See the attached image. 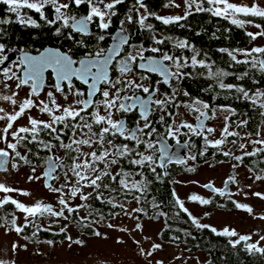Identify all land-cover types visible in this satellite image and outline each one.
Wrapping results in <instances>:
<instances>
[{
    "label": "snow or ice",
    "instance_id": "snow-or-ice-1",
    "mask_svg": "<svg viewBox=\"0 0 264 264\" xmlns=\"http://www.w3.org/2000/svg\"><path fill=\"white\" fill-rule=\"evenodd\" d=\"M124 2L125 0H0V3L8 7L10 13L15 14L18 23L30 27L40 26L36 20L21 14V9H30L38 13L45 24L54 27L57 36L62 35L64 30H69L67 33L68 39H74L73 33H78L81 36L92 35L90 25L95 23L100 30V34L96 36L98 44L105 40L103 33L110 28L112 17L117 15L115 11L117 5ZM204 3L205 0H184L185 13L183 16L161 17L148 12L143 0H135L132 7L129 8L130 14L126 16V19L120 21L119 34L113 37L115 41L113 46L107 49L97 47L95 51H86L83 57L78 60L74 59L73 55L70 54L71 50L66 52L58 48H45L43 51H38L37 55H31L25 49H19L21 55L17 60L12 62L11 66L0 69V75L3 76V80H0V101L8 102L13 106L11 111L0 107V121L6 122L3 128H0V143L5 145V147L0 148V171H8L9 158L12 161L19 160L31 163L27 155H23L17 150L19 145L27 148L29 144H38L42 146L43 150L48 152H52L55 148L63 149L65 151V158L63 159H67L71 163L65 165L62 158L57 157L56 159L61 161V163L55 164L52 162V156H49L46 160L48 168L43 173L45 187L59 194V210L43 201H37L34 205L26 206L7 195L0 199V209L11 203L16 209L25 213L26 223L24 227H27L29 223H34V220L28 219L29 217L35 219L47 215L67 220L71 215L78 214L81 209H84L87 211V215L79 217L76 222L78 225L87 226L85 222H91V217L98 213V210L93 209L92 204L89 203L90 200L109 204L112 208L119 207L123 209L124 205L117 202L116 195L106 196L105 192L110 194L123 193L127 196L135 191L143 195L151 183L145 175V169L159 179L157 168L165 169L166 175L167 164L173 162L185 163L184 158L179 157L175 151L170 150L171 146L166 140L167 138H172L177 145H180L179 137L188 133L201 136L206 146L216 148L223 156L232 157L238 162H242L247 156H256L264 153V134H262L260 128H257L255 133L248 132L244 136H241L238 131L230 130L229 121L231 115L236 114L234 108L227 105L212 107L200 99H193L190 103L178 102L175 89H173L171 95L164 93L162 96H158V87L143 83L149 77L127 78L133 72V68L136 67L147 72L158 73L162 80L157 83L168 84L171 87L172 80L179 81L185 75H190V73L183 72V68L198 66L207 70V76L214 79L220 89H234L239 94L237 99H244L250 102L254 108L261 109L259 114L264 117V90L257 88L252 91L242 85L225 84L223 78L232 75V73L223 69L213 71L214 62L208 63L207 54H205V59H197L200 53L187 40H176L174 46L180 49H191L193 55L190 57V64L189 58L161 52L159 47L145 49L142 45L129 44V33L124 25L133 23L134 17L131 13H135V22L140 28L150 32H154V29L151 24L146 23L149 17L154 16L156 20L161 21L165 25L179 23L192 14L193 6H195L197 12H211L214 16L230 19L232 24L239 27L252 23L250 20L239 19V15L264 18V7L256 3L249 6L237 5L229 2V0H206L209 5L208 8L203 7ZM169 5L180 6L175 3V0H169V4L165 6L168 7ZM81 6H86V15L75 13L74 9H79ZM46 8H50L53 12L51 19L45 14ZM141 9H144V12H141ZM8 23H11V21L0 19V25ZM254 26L260 31L256 33L247 32L246 34L252 40H256L257 37H264V26L260 24H255ZM2 32L3 29L0 28V34ZM152 39L155 44L161 45L166 40H172L173 38L167 36L157 38L154 34ZM76 43L81 47H87L82 40L76 41ZM124 45H129L134 51L127 53L117 61L120 75L113 79L109 69L116 57L120 56ZM10 51H16V49H10ZM145 51L161 53V55L159 58L145 57ZM219 51L226 52L236 64H247L250 65L251 69L264 73V58H261L264 57V47H253L250 50L220 49ZM4 53L5 44L0 43V65H4L9 60V57L4 55ZM237 54L246 58L238 60ZM165 61L170 62L176 71H172L169 65L164 63ZM46 73L54 75L55 82L50 85L53 90L46 93V99H38L47 86ZM248 74V72H244L236 78L242 80ZM9 81H15V89L28 87V97L23 100L18 99L19 93L12 89V85L8 83ZM74 81L87 85V92L81 91ZM98 93L102 99H96ZM57 94L63 98L65 103L58 102ZM183 95L188 96L189 94L184 92ZM69 96L74 97L70 103L67 102ZM181 106L188 112L197 113V124L195 126L183 118L177 122L176 118L178 116L182 117V114L179 111L173 112L169 110L173 107L179 109ZM33 108L42 114H46L48 119H38L29 114L27 115V125L14 127L15 122L24 117ZM114 110L124 114L138 110L140 119L136 122L135 127L130 128L124 119L114 118ZM154 111L160 113L159 119L156 121L150 118ZM217 111L228 112L230 115L224 118L225 124L220 132V138L210 140L208 138L209 135L216 130L213 127H208L207 121L214 119ZM166 117L171 119V123L166 121ZM141 121H143L142 124ZM156 124L164 127V133L158 130ZM247 124V120H241L236 124V127L242 128ZM182 129H188V133L182 132ZM42 132L46 133L51 139L47 141L40 139ZM69 132L71 135L66 143L64 137L68 136ZM253 135H255L256 139H252ZM229 137H236L237 139L229 141ZM117 139L134 142V145L130 147L129 143H117ZM53 141H56V143H53ZM238 141H247L248 143ZM227 143L238 147L242 154L234 155L232 149L225 150L224 146ZM249 143L254 146L252 151H247ZM192 146L189 141L184 142V147L191 148ZM85 148H87V151L84 150ZM27 151L31 152V149L27 148ZM200 155H204V153L201 152ZM187 158L194 160L196 155L190 154ZM122 161H126L128 165L138 168L139 171L125 170L121 166ZM114 166H119L118 170L114 171ZM237 166V164H234L233 168ZM11 167L15 169L18 164L12 163ZM58 167H67V171L64 172L65 183L60 187H53L48 181L58 179L54 175ZM187 170L194 171L192 168ZM32 171H36L35 166H33ZM69 172L71 177L75 178L74 181L69 177ZM134 176H140L143 179H132L130 181L129 178ZM41 178V176H29L28 180H39ZM106 179L109 183H105ZM256 179H264V176L257 175ZM235 182L236 177L230 176L225 181V184ZM114 185L119 187H114ZM203 187L220 195L225 194L224 190L214 188L211 182L203 185ZM85 189H91V191H85ZM14 191L19 190L0 183V192L11 193ZM21 194L29 195L27 192H21ZM255 195L264 199V194L255 193ZM66 196L68 199L65 198ZM173 196L176 197V204L189 216L192 224L197 228H210L217 235L237 236L235 230L225 228L223 231L218 232L217 229L211 228L209 225L201 224L185 207L184 202L176 196L175 191H173ZM77 197L81 203L73 206L70 201ZM134 199L139 202L141 196H134ZM189 199L203 205L211 203L209 199L196 194L191 195ZM233 203L237 208L244 209L249 213L253 211L248 205L240 204L236 201H233ZM134 211H142V209H134ZM65 212L68 215H65ZM98 214L99 219L103 220V213ZM259 218L264 219V216ZM0 221L4 222L0 226L10 224L17 233L23 231V227L17 226L14 216L10 221L6 217L0 216ZM35 227L36 231L33 232V236H36L39 231L48 230L41 228L39 225H35ZM108 227H113V225L109 224ZM136 227L141 228V225L137 224ZM120 230L127 231L126 229ZM60 231L66 232V226L61 228ZM93 234L96 236L101 235L99 231L95 230ZM67 238L71 243L83 244V241L79 239L72 240L71 236ZM250 240L251 236L240 235L238 239L230 240L229 243L235 248L241 242H245L244 247L249 254L258 253L264 256V246L260 244V241H264V235L259 237V241L248 243ZM46 242L48 244L53 243L50 240ZM118 243H122V241H118ZM136 243L139 242L137 241ZM18 247V245L13 244L12 251H15ZM160 247L161 245L159 244H153L152 250L154 251ZM141 254L151 256L152 251L145 253L141 249ZM0 264H15V262L0 259ZM156 264H162V261H157Z\"/></svg>",
    "mask_w": 264,
    "mask_h": 264
},
{
    "label": "rangeland",
    "instance_id": "rangeland-1",
    "mask_svg": "<svg viewBox=\"0 0 264 264\" xmlns=\"http://www.w3.org/2000/svg\"><path fill=\"white\" fill-rule=\"evenodd\" d=\"M176 2V1H175ZM237 5H251L252 0H234ZM179 7L169 6L166 11L163 12L165 16H177L181 15L183 4L181 2ZM0 80H3V76L0 75ZM12 85V89L18 91V99L23 100L28 97L26 88L15 89V81H9ZM44 99V98H43ZM0 107L5 108L7 111H11L13 106L5 101H0ZM34 116V111L29 113L18 121L15 122L14 127H20L27 125V115ZM228 112L217 111L213 122V128L216 130L214 136L219 137L220 132L225 124V116H229ZM5 121H0V128H3ZM235 126L232 127V129ZM231 129V130H232ZM234 130V129H233ZM264 134V130L262 131ZM244 136V135H243ZM255 139V138H253ZM14 142V141H13ZM248 143L247 141H242ZM250 143L248 144V150H251ZM5 147L3 143H0V148ZM18 151L25 154V152L18 146ZM87 151V149L85 150ZM53 156L60 157L65 163V155L63 153H53ZM221 156H223L221 154ZM191 161V159H190ZM218 162V160H216ZM213 161L210 164L202 166H194V163H189L183 170L184 173L178 175L174 180V189L176 195L180 200L184 202L185 207L193 213L194 217H202V220L206 224L212 225L219 230L228 228L229 230H235L237 235H251L252 241H259V237L264 235V219L259 217L264 216V199H261L255 193L264 194V179L257 180L256 174L247 167H240L236 169V182L232 188L231 200L248 205L252 208V213L243 210L235 211H220L218 209H206L199 205H193L188 203L189 197L193 194L199 195L205 199L212 198L210 192L205 190L203 185L211 182L218 189H221L231 174L232 169L227 163L220 162L219 164ZM13 163H15L13 161ZM58 163L61 161L58 160ZM45 165V164H44ZM36 168V167H35ZM67 171V167H63ZM192 168L194 171L188 172L187 169ZM8 173L0 174V183H4L6 186L18 189L11 193L0 192V199H3L6 195L12 199L17 200L26 206L34 205L37 201H43L44 203L51 204L54 207L57 206L59 210L58 198L59 194L51 192L44 187L43 167L36 168L33 172L32 168H23L18 166L13 169L8 168ZM258 175L264 176L263 172ZM29 176H41L39 180L29 181ZM75 179V178H74ZM54 187H60L65 183V176L62 172H59L58 179H56ZM132 180V179H131ZM138 180V179H136ZM141 180V179H139ZM74 181V180H73ZM85 191H91V189H85ZM21 192H27L29 195H22ZM133 193V192H132ZM131 193V194H132ZM68 199V197H65ZM121 200L117 202L122 203L124 208L120 210L113 220L107 223L103 222H90L92 227L99 229L100 236L93 238L85 235H80L77 230V224L68 226L69 219L56 218L50 216H43L40 218L29 217V220H34V226L39 225L41 228H54L55 222H59L64 227L66 226V232L68 236H71L72 240H81L83 244L71 243L69 240L66 242H59L48 244L43 242L27 243L12 227L11 225L0 226V259L12 262L15 264H156L157 261H162V264H175L179 261L187 264H202L204 258L202 254L197 256H191L186 258L183 249L164 246L162 248L152 250L153 244H160L158 242V235L164 226V220L161 217L158 222L153 219L155 215H151L150 218L145 221L138 222L136 220V214L139 211L134 209H140L139 202L132 197V200H128L127 196H120ZM70 203L75 206L81 203L79 198L72 199ZM93 203V201H89ZM225 203V199H221V204ZM93 205V204H92ZM127 214H126V212ZM207 213V215H205ZM65 215H68V213ZM87 211L81 209L80 217L86 216ZM13 216L16 219L17 226H23L26 223V214L16 209L12 216L5 217L10 221ZM4 223V222H3ZM111 224L113 227H108ZM141 225V228H137L136 225ZM61 226L60 228H62ZM120 229H126L127 231H121ZM58 230L54 228L53 231ZM60 230V229H59ZM122 241V243H118ZM139 243H136V242ZM16 244L19 247L12 251V245ZM261 246H264V241H260ZM26 246V247H25ZM162 246V245H161ZM141 249L145 253L152 251L151 256L142 255Z\"/></svg>",
    "mask_w": 264,
    "mask_h": 264
},
{
    "label": "trees",
    "instance_id": "trees-1",
    "mask_svg": "<svg viewBox=\"0 0 264 264\" xmlns=\"http://www.w3.org/2000/svg\"><path fill=\"white\" fill-rule=\"evenodd\" d=\"M169 1V0H168ZM160 5V4H158ZM208 4L205 3L203 6ZM161 6V5H160ZM170 6V5H169ZM11 13L8 11V7L4 5L3 3H0V19H8ZM243 16V15H242ZM248 18H253V16H246ZM185 26L186 30H184L187 38L190 40H195L199 43V45H205L207 48H213L216 50L215 55V68L216 69H223L226 72L232 73V75H229L227 77H224V83L225 84H233V85H242L245 88H249L246 86V82L244 85L241 83V80L237 79L236 77L241 74L242 72V66L243 64H236L231 60L229 55L226 52L219 51L220 49H228V50H234V49H240L239 46L244 40V33L242 31H235L232 30L228 32L227 35H225L223 32L215 31L214 33L212 31V27L215 25L214 19H211V14H209L207 11H200L197 12L195 10V6L192 8V14L187 17L185 20H181L179 23H172L165 25L161 21L158 20L157 24H152L154 31H157L160 33L161 37H172V40H166L165 42L168 44V47L174 48L176 50V47L174 46L175 41L178 40L179 33H183L180 30L181 24ZM19 23L17 21L6 24L8 26L3 27L4 25H0V28L3 29L2 36H3V42L6 44L8 50L12 48L19 47L20 49L23 47L26 48H32L36 44H42L45 41L44 40H33V31L31 28L22 27L20 28ZM262 25V24H260ZM219 26V25H217ZM263 26V25H262ZM201 30V33L195 37L194 31ZM1 35V34H0ZM226 39V40H225ZM48 40H51L48 38ZM252 40L248 36V41L250 42ZM238 42V44L236 43ZM228 43H231V46L228 45ZM163 45V44H162ZM162 45H159L161 48ZM228 45V46H227ZM239 54H237V59L240 60ZM215 93L217 95V106L220 105H227L236 110L235 115H231V123H238L241 120H247L248 124L245 127L237 128L238 132H252L255 133L257 128H261V126L264 123V117H262L259 113L261 109L254 108L250 102L244 100V99H237L238 93L235 92L234 89L228 90V89H220L216 82V89ZM246 115V118L245 116ZM255 138V135H253L252 139ZM27 148L31 149V152H28L23 154L27 155L28 159L31 161V163H25L24 161L17 160L16 162H20L21 164L28 165L29 166H36L41 167L45 164V157L51 156L50 154H42V152L36 151L33 146L27 145ZM27 148H25L27 150ZM252 151V149L250 150ZM214 153L210 152L206 155H201L203 158L207 157L208 155H213ZM262 157L263 160H260L259 158ZM196 161L198 164H202V161H205V159H201V157H198ZM214 160V159H212ZM65 165L69 164V160L65 159ZM243 167H248L251 169L256 175L259 174V172L264 173V153L258 154L256 156H247L244 158V160L241 162ZM59 172H62L64 174L65 169L60 167ZM167 174L165 175L164 170L157 169V173H159V179H157L156 175L152 174L150 175V181L151 183L148 185L147 192H144L143 195L139 192L133 191L132 197L134 196H141L142 198L139 201V206L142 211H139L136 215V220L138 222L145 221V219L150 218L151 215H155L157 217L158 215L163 218L164 220V226L159 232L158 235V242L162 245L161 248L163 250L164 246L168 247H175V248H182L184 251V255H186V258H189L191 256H197L198 254H202L204 258V262L202 264H264V256H261L260 254H249L244 247L245 242H241V244L237 245L235 248L232 247V245L229 243L230 240H236L239 238V235L236 237H229L224 235H217L216 233H213L210 228H197L195 225L192 224L191 219L189 216L184 213L179 206L176 204L175 200L176 197L173 196V191H175L174 187V180L178 175H181L183 172L179 171L178 169H169L166 170ZM192 172V171H188ZM114 187H119L117 185H114ZM176 193V192H175ZM117 193H115L116 195ZM106 196H111L113 193H107L105 192ZM122 196L123 193H120ZM177 196V195H176ZM131 197V198H132ZM225 203L221 204V199H218L216 196H213L212 198H209L211 201L210 204L203 205L196 201L188 200V203H191L193 205H199L202 208L206 209H218L220 211H235V210H243L246 212V210L237 208L235 204L233 203V200L231 198H226ZM239 203V202H238ZM93 209H97L98 213H103L104 219H99V214H94L91 217V223L96 222H103L107 223L108 221L113 220L116 215L119 214L120 208H112L109 204H102L99 201H93L92 203ZM242 204V203H240ZM148 208L151 212L147 213ZM16 211V208L11 203L5 205L3 209H0V216L5 217L12 216L14 212ZM190 212V211H189ZM81 213V210L78 214H73L69 217L68 226L72 224H77V220L79 219V215ZM192 216L193 213L191 212ZM199 222L204 225L206 224L202 220V217H197ZM87 226L84 225H78V231L80 235H85L87 237L93 238L96 235L93 234L94 230L99 231V229L92 227L90 225V222H85ZM0 224H3V221H0ZM25 225V224H24ZM23 227V231L21 233H18L27 243L32 242H43V241H52L53 243H59L63 241L68 240V234L67 232H61L59 229L62 225L61 223L57 222L56 226L58 230L56 232H52L50 228H43L48 229L47 231H39L36 236H33V232L36 231V227L33 223H29L27 227ZM211 228L217 229L218 232L223 231L219 230L218 228L209 225ZM251 236V235H249ZM26 237H28L26 239ZM251 240L248 241V243H253ZM52 243V244H53ZM175 264H187L185 262L179 261Z\"/></svg>",
    "mask_w": 264,
    "mask_h": 264
},
{
    "label": "flooded vegetation",
    "instance_id": "flooded-vegetation-1",
    "mask_svg": "<svg viewBox=\"0 0 264 264\" xmlns=\"http://www.w3.org/2000/svg\"><path fill=\"white\" fill-rule=\"evenodd\" d=\"M175 1H176L175 3L181 2L183 4L182 12L180 15V16H183L185 13L184 0H175ZM134 2H135V0H125V2L123 4L117 5V7L115 9V11L117 12V15L112 17V24H111L110 28L105 33H103L105 35V40L99 42V44L97 43L96 36L100 34V30L96 27L95 23L90 25V30L93 33L92 35L81 36L78 33H73L74 39H68L67 33L69 30L66 29V30H64V33L62 35L57 36L55 34L54 27H50L47 24H45V22L40 19V16L38 13H36L35 11L30 10V9H21V14L23 16L31 17L32 19L36 20L40 26L39 27H30V26L22 25L19 23L18 24L19 27L20 28H22V27L31 28L32 31L34 32L33 38H32L34 41L35 40H41V39L45 41L44 43L39 44V45L35 43V46H33L32 48L23 47L22 49H25L26 51H28L32 55H37L38 51H43L45 48H58L61 51H66V52L71 50L70 54L73 55V58L77 59V60L80 59L81 57H83V55L85 54L86 51H95V49L97 47H102L104 49H107V48L113 46V44L115 43L113 37L117 36L119 34L120 21L122 19H126V16L128 14H130L129 8L132 7ZM143 2L146 5L148 12L154 13L155 15H158L161 17H169V16L163 15V12L166 11V9H167V7L165 5L169 4L168 0H143ZM229 2L234 3V0H229ZM253 3L259 4L261 7H264V0H252V4ZM158 4H160L161 6ZM203 7L208 8L209 5L208 6L205 5ZM74 11L78 15H86L87 14L86 6H81V8L74 9ZM141 12H144V9H141ZM208 13L211 14V12H208ZM45 14L49 17V19H51L53 16V12L51 11L50 8L45 9ZM131 14L134 17L133 23H130V24L126 23L124 25L127 28V31L129 33V44L135 45V46L142 45L143 48H145V49H151L153 47H159V45L154 43L152 36L155 34V36L157 38H163V37H161L160 33H158L157 31L150 32V31L141 29L140 26L135 22V13H131ZM238 18L242 19V20H250V21H252V23L251 24H245L244 27H239L237 25L232 24L230 19H225L223 17H217V16H214L211 14V19H214V21H215V25L212 27V31L214 33H216L215 31H218L220 33L223 32L225 35H227L228 32H230L232 30L242 31L244 33L243 37H244L245 41H243L241 43L239 48L243 49V50H250L253 47H264V37H257L256 40H250V42H249L248 41V35L246 34L247 32L256 33L258 31H260V29H257L254 25L255 24H262L264 26V18H260V17L248 18V17L242 16V15H239ZM8 20L15 22V21H17V18H16L14 13H11ZM146 23H149L151 25L157 24L158 20H156L154 18V16H152V17H149V19L146 21ZM181 25L182 26H180V30L183 33H179L178 40H187L190 45H193L195 47V49L200 53V55L197 57V59H205L206 58L205 54H207V58H209L208 63L214 62V64H213V71H214L215 64H216V61H215L216 50L213 48H207L205 45L201 46L195 40H191V39L189 40L187 38L185 32H184V30H186L185 26L183 25V23ZM217 25H219V26H217ZM6 26H8V25L5 24L3 27H6ZM200 33H201V30L200 31L199 30L194 31V36L197 37ZM48 38H50L51 40H48ZM2 39H3V36L1 34L0 35V43H4ZM79 40H82L84 42V44L87 45V47L86 48L81 47L79 44H77L76 41H79ZM236 43L238 44V42H236ZM228 45L231 46V43H228ZM12 49H16V51L8 50V48L5 44L4 55H7L9 57V59L11 58V60H12L10 62V65H8V66H11L12 62L16 61L17 58L21 55V53L19 52V49H20L19 47L12 48ZM160 49H161V52H167L170 55H174L177 57L189 58V64H190V57L193 55V52L191 51V49H180V48L176 47V50H175L173 47L172 48L168 47V44L166 42L162 45V47ZM131 51H134V49L130 48L129 45H124L123 49L120 53V56L116 57V59L113 61V64L109 69L110 75L113 77V79H115L116 77H118L120 75L118 68H117V61L121 57L125 56L127 53H129ZM11 54H15L16 59L11 57V56H13ZM160 55H161V53H152L151 51H145L144 52L145 57L159 58ZM253 55H256V54H253ZM239 56H241L240 60H244L246 58L245 56L240 55V54H239ZM261 58H264V57H261ZM137 63H139V61H137ZM164 63L168 64L172 71H176L175 67H172L170 62L165 61ZM1 68H2V65H0V69ZM182 71L185 73H190V75H185L184 78L179 80V81L172 80L171 81V87H169L168 84L157 83L158 81L162 80V77L158 73L147 72V71H144V70L136 68V67L133 68V72L130 73L127 78H137L140 76H147V77H149V79L144 80L143 83L145 85L152 84V85L158 87L159 88V93L157 94L158 96H162V94H164V93H168L169 95H171L173 89H175L176 90V99L178 102H189L190 103L193 99H200V100L208 103L212 107H217V95L215 93L216 81L207 76V70L205 68H201L198 66L197 67L188 66V67L183 68ZM244 72L249 73L247 76L244 77V79L241 80V83L243 85L246 82V86L249 87L246 89L255 91V89L259 88V89L264 90V73H261V72L257 71L256 69H251L250 65H247V64H243V66H242V72L241 73H244ZM45 80H46L47 86L41 92L40 97L38 99H43V98L46 99V93L50 90H53V89H51L50 85L55 82L54 75L50 74V73H46L45 74ZM254 81H256V82H254ZM74 82H75L76 86L78 88H80L81 91H84L85 93L87 92V85L80 84L79 81H74ZM23 88H26V91L29 93L28 87L25 86ZM184 92H187L189 95L184 96L183 95ZM140 94L144 95L143 93H140ZM57 97H58V102L65 103V101L63 100V98L59 94H57ZM34 99H36V98H34ZM73 99H74V97L69 96V99L67 102L70 103ZM96 99H98V100L102 99V97L99 95V93L97 94ZM31 110L34 111V114H35L34 116H36V118L43 119V120L48 119V116L46 114L40 113L37 109L33 108ZM169 110L173 111V112L179 111L182 114V117L178 116L176 118L177 122H179V120L181 118H183V119L187 120L188 123H191L194 126L197 124V121H196L197 113L196 112H188V111H186V109L183 106H181L179 109H176L173 107V108H170ZM159 116H160V113L158 111H154L150 118L153 121H156L159 119ZM244 116L246 118V115H244ZM114 118L124 119L126 121L128 127H130V128L135 127L136 122L140 119L138 110L134 111V112L127 113V114L115 112V110H114ZM165 119L168 123H171L170 118L166 117ZM214 119H210L207 121L208 127L213 126ZM230 120H231V118H230ZM142 123H143V121H141V124ZM229 123L231 125L230 130L232 129L233 126H235V128H233L234 130L232 129L231 131H238L237 127H236V124H237L236 122L231 123V121H229ZM156 127L158 128V130L161 133H164L165 129L162 125L156 124ZM260 129H261V131L264 130V123ZM181 131L184 133H188V129H182ZM245 134H246V132H244V131L240 132L241 136H243ZM70 135H71V133L69 132L68 136L64 137V140L66 143L68 142V138ZM39 138L43 139L45 141L51 139V137H49L46 133H43V132L40 134ZM208 138L210 140L219 139L220 135H219V137H216V136H214V133H212L209 135ZM233 139H237V138L236 137H229L228 138L229 141H231ZM179 140H180V145H178V146H180V147L186 148V147H184L185 141H189L190 144L193 145L191 148L187 147L186 149H188V152H187L188 156L190 154H195L196 158L194 160L191 159V161H190V159L187 158L186 162L183 163L182 165L179 163H171V164L167 165L166 170L178 169L179 171L183 172V170L187 167V165L190 162L194 163V166L195 165L196 166H202V165L205 166L207 164L212 163L213 161L218 160V162L216 161L217 164L222 162V163H227V165H230V167L233 171L231 176L236 177V174H235L236 171L235 170L243 166L241 164V162L236 161L232 157L221 156L220 151L217 150L216 148H213L211 146H206L204 139L201 136H196V135H193L191 133H188L187 135L180 136ZM116 142L117 143H129L130 147L134 145V142L123 141L121 139H117ZM166 142L171 147H174L175 145H177L176 141L172 138H167ZM238 142H242V141H238ZM53 143H56V141H53ZM19 146L25 153H27V150L25 149V147L23 145H19ZM30 146H33V148H35L36 151H38L39 153L42 152V154H47V153L50 154L55 159L57 164H59L58 160L56 159L57 157L53 156V153H63L65 155V151L63 149L55 148L52 150V152H48L46 150H43L42 146H40L38 144H29V147ZM253 147L254 146H251L252 150H253ZM86 149L87 148H85L84 150H86ZM224 149L225 150L232 149L234 155H241L242 154L241 151L238 149V147H234L231 143H227L224 146ZM141 150H143V148H141ZM201 152H203L204 155H206L210 152H212L214 154L208 155L207 157L203 158V156L200 155ZM199 156L201 157V159H203V160L205 159V161H202V164H198V162L196 161L197 159H199L198 158ZM48 157H49V155L46 156L45 159L47 160ZM212 159H214V160H212ZM259 159L263 160L262 157H260ZM46 160H45V165H43L41 167H36V166L35 167L37 169H40L43 167V169L45 170V168H46L45 166H47ZM9 161H10L9 162V167H10V164H12L13 161L11 159ZM14 162L17 163L18 166H23V168H27V167L33 168V166L32 165L29 166V164L24 165V164H21L20 162L19 163L16 161H14ZM70 163H71V161H69V164ZM234 164H237L238 166L236 168H233ZM121 166H123L125 168V170H127V171H133V172L139 171L138 168H135L134 166L128 165L126 163V161H122ZM9 167H7V168H9ZM118 167L119 166H114V171L118 170ZM157 169H161V168H157ZM44 170H43V173H44ZM59 170H60V167H58L54 173V175H56L57 177L59 174ZM8 172H9V169L7 172H2V173H8ZM2 173H0V174H2ZM145 175H146L147 179L149 180L151 177L150 175H152V173L147 171V169H145ZM69 177L72 180H74V177H71L70 172H69ZM131 179H135V180L138 179L139 180V179H143V178L140 176H134V177L129 178L130 181H131ZM227 180H225V181H227ZM56 181H57L56 179L53 180V183H52L53 187H54V184L56 183ZM44 182H45V180H44ZM105 183H109V181L106 179ZM234 184L235 183H228L226 185L224 182V184L222 185L223 187L221 188L224 191L227 190V192H225L224 195H220L219 193L211 192V191H207V192H210L212 196H216L218 199H222L224 197L229 198V197H231L232 188L234 187ZM216 189H218V188L216 187ZM113 195H115V193H113ZM132 195L133 194L127 195L128 200H132V198H131ZM116 196H117L118 201L121 200L120 199V196H121L120 193H117ZM123 196H125V195L123 194ZM56 207L57 206H55V208ZM56 210H58V208H56ZM149 212H151V211L148 208L147 213H149ZM66 214H67V212H66ZM56 224L57 223L55 222L54 228L57 227ZM54 228H52V229L50 228L53 233L56 232V231H53Z\"/></svg>",
    "mask_w": 264,
    "mask_h": 264
},
{
    "label": "water",
    "instance_id": "water-1",
    "mask_svg": "<svg viewBox=\"0 0 264 264\" xmlns=\"http://www.w3.org/2000/svg\"><path fill=\"white\" fill-rule=\"evenodd\" d=\"M11 55H13V56H11V57H13L14 59H16V55L15 54H11ZM32 55V54H31ZM12 60H11V58L8 60V61H6L5 62V64L4 65H2V68L3 67H6V66H8V65H10V62H11ZM1 68V69H2ZM183 147H180V146H178V145H175L174 147H171L170 148V150L171 151H175L177 154H178V156L179 157H181V158H184L185 159V161L187 160V156H188V149H186V148H183ZM9 160H10V158H9ZM53 163H55V164H57L56 163V161H55V159L53 158V161H52ZM173 163H178V162H173ZM169 164H171V163H169ZM169 164H167V165H169ZM179 164H181V163H179ZM182 165V164H181ZM7 167H9V163L7 164ZM46 168H45V170L48 168V164H47V166H45ZM167 167V166H166ZM57 169V168H56ZM45 170H44V172H45ZM56 171V170H55ZM2 172H4V171H0V173H2ZM164 172H165V169H164ZM55 173V172H54ZM45 180V179H44ZM50 184H52L53 183V180H49L48 181ZM44 186H45V182H44ZM214 186V185H213ZM227 187V186H226ZM46 189H49V188H47V187H45ZM214 188H216L215 186H214ZM206 189V191H211V192H213L212 190H210V189H208V188H205ZM224 192H227V190L226 191H224ZM161 217L158 215L157 217H155L153 220L155 221V222H158V220L160 219Z\"/></svg>",
    "mask_w": 264,
    "mask_h": 264
}]
</instances>
